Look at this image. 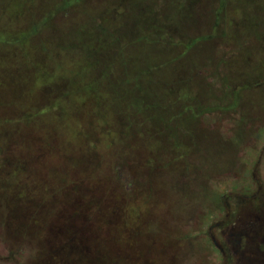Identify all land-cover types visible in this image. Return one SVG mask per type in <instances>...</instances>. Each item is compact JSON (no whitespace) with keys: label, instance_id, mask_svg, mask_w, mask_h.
<instances>
[{"label":"rangeland","instance_id":"1","mask_svg":"<svg viewBox=\"0 0 264 264\" xmlns=\"http://www.w3.org/2000/svg\"><path fill=\"white\" fill-rule=\"evenodd\" d=\"M89 26L159 43H137L151 53L120 90L144 109L115 144L140 161L116 176L110 114L76 133L82 81L64 101L38 78L72 74ZM0 185V264H264V0H0Z\"/></svg>","mask_w":264,"mask_h":264},{"label":"trees","instance_id":"2","mask_svg":"<svg viewBox=\"0 0 264 264\" xmlns=\"http://www.w3.org/2000/svg\"><path fill=\"white\" fill-rule=\"evenodd\" d=\"M67 2L68 1H66V3ZM47 23L52 25L51 20ZM146 27L149 31L146 33L151 34L153 27ZM33 31L38 30L34 27ZM210 32H212V30H210ZM81 34L77 35V40H75L73 48L75 49L74 53L76 54L75 60H83L80 63H73L74 66H71V69L73 67H75V69H72V74L60 78L54 75V71L49 70L38 77L40 80L39 83L43 82L46 87L45 91H43L44 95L51 96L53 99L62 98L64 101H68L67 92L69 86H71V84L75 85V83L79 84V82L82 81V84L79 86V88H82V91L77 93L73 104L75 108L69 113L71 117L77 120L78 127H76V133L83 134L84 128L87 129L88 127L93 129H96L97 127V129H100L101 132L105 133L109 130V127L104 119V114H110L108 123L110 129L117 133L119 141H117L116 137L109 148V153H111L109 157L113 156L115 157V160L110 163L107 172L112 176H116L120 168L123 169L128 165L126 164L128 162L127 158H131V160L139 159L134 156L128 157V155L123 152V148L126 150L127 147L120 146L117 148L115 144L117 142L123 144V135L126 134V130L130 131L134 129V127L129 126L126 122L125 117L130 118L136 114L135 111L144 109L142 107L131 108L128 106L127 109H130V114H127L125 106L123 108V95L120 90L123 89L124 81H130L128 80V77H126L127 69L130 67L129 65L137 64L142 68L143 60L151 53L148 51L144 52L143 49L135 51L134 49H136L137 43L142 41L143 38H146L145 42L147 46L152 44L153 49H156L157 46L159 47V43H152V40H148V37L141 33L137 26H122L117 30H113L111 27L89 26L86 27ZM210 34L211 33H208V35ZM187 47L183 49H186ZM68 49L70 50L71 48ZM156 53L159 52L155 51L152 54L155 55ZM149 83L151 87H153L155 82L150 80ZM173 83L175 82H171L170 84ZM178 84V82L173 84L174 88L172 89H175V92H177V89L179 88L177 86ZM106 88L109 91L105 90ZM101 90H104L103 93L108 95L107 98L100 93ZM143 95L146 98L149 97L145 92H143ZM177 102L180 103L179 107L187 108L185 105L187 103L184 101V98L177 99ZM97 103L101 104V106H98ZM118 104L121 105L120 108L117 107ZM96 106L99 108L97 112L95 111ZM107 106H109V108ZM205 110L206 109L203 108L201 112H204ZM193 114L197 115L198 113L194 112ZM148 121L152 126V133L160 132L162 135H165L167 140H171L173 134L169 127H156L151 119H148ZM140 125L145 126L144 119L140 121ZM83 135L85 137L87 136L85 133ZM129 149L131 150V148ZM141 159H144L147 163L151 160V158L145 154ZM81 166H83V164H80L77 168L81 170ZM81 171V174L79 173L80 176L84 175L85 177L83 180L87 179L90 170L83 169ZM72 183L75 185L74 181H72ZM21 197L24 198V195ZM30 219L32 218L30 217ZM30 221L35 224L34 220Z\"/></svg>","mask_w":264,"mask_h":264},{"label":"flooded vegetation","instance_id":"3","mask_svg":"<svg viewBox=\"0 0 264 264\" xmlns=\"http://www.w3.org/2000/svg\"><path fill=\"white\" fill-rule=\"evenodd\" d=\"M239 236L241 238H242V236L246 238V235L245 234H243V235L242 234H239L238 237ZM239 241H240V239H238V242ZM214 243H215L217 249L219 250V252H221V254L223 256H225L226 255V251H225L226 248H224V246L218 244L217 242H214ZM242 246H244V247L246 246V241H245V243H243ZM244 247H243V249H240L241 247L240 248H237L238 252L245 250ZM231 250L233 251V253H236V251H237L234 247H232ZM245 252H247V251H245ZM263 255H264V249L262 247L261 248H257V250H255L254 260H256V262L262 263L264 261Z\"/></svg>","mask_w":264,"mask_h":264}]
</instances>
